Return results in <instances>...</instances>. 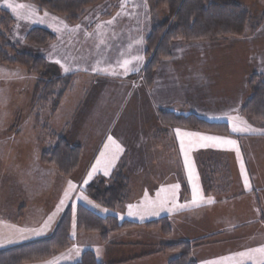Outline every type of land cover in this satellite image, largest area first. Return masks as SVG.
Returning <instances> with one entry per match:
<instances>
[{"label": "crops", "instance_id": "obj_1", "mask_svg": "<svg viewBox=\"0 0 264 264\" xmlns=\"http://www.w3.org/2000/svg\"><path fill=\"white\" fill-rule=\"evenodd\" d=\"M156 10L153 0H120L110 19L98 21L94 14L77 26L64 23L66 36L61 39L57 35V42L46 49L43 57L53 55L51 60L59 65L60 74L78 75L54 116L62 119L67 133L62 136L81 148V162L71 178L79 172V179L85 175L110 178L121 170L131 186L134 176L140 188L120 212L122 216L117 214L119 218L139 224L167 218L172 243L210 238L194 250L196 264L209 261L206 250L213 252L210 257L216 258L215 262L224 258L222 264L242 261L243 257L237 256L241 253L261 259L264 253L254 250L264 245L253 244L264 234V130L253 135L232 131L250 123L240 115L249 97L242 83L246 78L240 77L241 87L234 89L239 84L231 63L227 68L221 65L222 56L211 57L213 71L209 72L207 56L189 55L192 47L178 42L173 45L174 56L159 66L152 88H147L138 77L146 65V40L153 27L168 18L167 11L159 15ZM200 48V52L205 50L202 45ZM261 58H252V64L245 65L247 74L264 76ZM225 79L233 82L225 85ZM79 80L87 86L80 90L82 100L77 104L75 84ZM72 98L74 104L69 106ZM162 112L225 123L229 134L166 127L160 122ZM70 129L75 130L71 133ZM116 144L122 151H117ZM28 217L26 210L21 222L11 214L0 216V220L21 224ZM147 234L144 232L143 238L154 243L146 251L141 233L131 230L115 234L119 238L110 240L106 247L120 248L111 252L123 257L100 262H153L161 255L157 253L159 247L169 241ZM166 259L168 262L171 257Z\"/></svg>", "mask_w": 264, "mask_h": 264}, {"label": "trees", "instance_id": "obj_2", "mask_svg": "<svg viewBox=\"0 0 264 264\" xmlns=\"http://www.w3.org/2000/svg\"><path fill=\"white\" fill-rule=\"evenodd\" d=\"M3 0H0V2ZM36 6L40 12L64 19L70 26L79 25L87 14L110 2L111 10L104 13L101 20L110 19L119 0H18ZM158 7L168 10L169 17L163 24L151 30L146 40V65L138 75L147 88H152L155 73L163 61L172 58L173 45L178 42L193 43L216 41L227 38H245L254 35L264 24V12L251 15L242 5L233 0H154ZM264 2V0H262ZM15 19L5 10L0 18V66L22 69L34 75L37 83L33 92L35 106H51L56 112L67 94L74 87L75 76H62L56 65L48 63L42 56L21 53L18 46L9 42L8 35L15 25ZM27 45L48 49L57 42L56 35L42 28L31 29L25 37ZM250 96L241 114L251 124L264 125V76L254 74L249 79ZM160 122L170 128L205 132L217 135L229 134L225 123L209 122L196 115L187 117L162 112ZM261 125V126H262ZM56 144L41 156V164L52 168L64 178L72 177L77 171L81 148L71 145L64 137L55 135ZM130 181L120 170L110 178H96L85 188V194L110 213L101 215L79 205L69 208L63 214L53 233L42 240L0 250V264H33L46 261L66 252L74 245L71 237L73 227L77 233L97 234L107 245L111 234L122 233L140 227L160 229L166 237L171 234L167 218L145 224L120 219L118 211L128 199ZM24 211L22 212V214ZM24 217V214H23ZM20 215L19 220H22ZM21 222V221H19ZM210 238L193 242L167 243L159 252L175 255L168 264H196L191 256L196 248ZM76 264H103L95 254L85 251Z\"/></svg>", "mask_w": 264, "mask_h": 264}, {"label": "rangeland", "instance_id": "obj_3", "mask_svg": "<svg viewBox=\"0 0 264 264\" xmlns=\"http://www.w3.org/2000/svg\"><path fill=\"white\" fill-rule=\"evenodd\" d=\"M233 1L242 5L252 16H257L264 12V2L262 0ZM7 2L13 7H8L5 0L1 1L0 18L1 11L5 10L15 19V25L10 31L8 39L11 44L18 46L21 53L42 57L43 55H46V49L33 48L25 42L26 34L33 28H42L51 31L56 37L57 35L61 36V39L66 36L63 26L64 23L67 24V22L64 19L40 12L36 6L30 3H23L18 0H7ZM117 6L118 4H116V9ZM156 7V11H158L159 15H162L164 10L168 13L166 8L158 7L157 4ZM110 10V2H105L94 12L91 13L90 11L83 21H86L94 14L97 18L99 17L97 20L100 21L103 14ZM115 12L116 10L114 13ZM167 17H169V13ZM67 25L70 26L69 24ZM185 44L192 47V52H190L189 55L202 54L201 56H207L208 61L205 63V67L209 72L213 71L211 57L222 56L223 60H221V65L226 66L227 68H229L231 63V69L236 72V82L239 84V86L234 87V89H239V87H241L240 77H244L246 79L242 80V83L246 85L245 87L249 90L248 94L250 96L248 82L254 73H250V75L249 73L247 74L248 71L245 70V65L249 67L248 63L252 64L251 62L253 59L257 61V57H262L261 59L264 61V27L261 26L254 35L245 38H227L216 41H199ZM201 45L204 46L205 50L200 52L199 49H201ZM52 49L53 47L51 48V51ZM173 56L172 52V57ZM233 56H238L239 58L233 60L230 58ZM44 57H46L45 59L48 63L53 64L51 60L53 59V55L49 56V58L47 56ZM228 59H230V61ZM164 62L166 61L161 62V64ZM54 65L57 66L58 64L54 63ZM199 72H201V70H199ZM6 74H9L7 78L4 77ZM210 74L212 77L214 76L213 73ZM61 75H74L75 79L78 76L77 74L63 75L62 73ZM232 76L234 75L232 74ZM80 82L81 81L79 80L75 84V98L77 104L82 100L80 90L87 86L86 83L80 84ZM232 82L233 79L224 80L225 85H229ZM36 83V77L28 74L22 69L0 66V216L11 214L14 216L15 220L22 221L24 218V213L22 214V212H25L26 210L29 212V217L21 224L12 222L2 223L0 220V250L46 238V236L56 228V224H58L65 211L69 208L75 210L79 205H83L101 215L110 213L84 192L85 188L96 178V175H85L79 179V172L77 177L64 178L54 169L44 167L41 164L42 154L51 150L56 144L54 138L55 135H63L65 137L67 133L65 127L62 125L61 117L54 118L56 112H53L50 105H34L33 92ZM222 91L224 92V90ZM73 99L74 98L69 102V106L74 104ZM246 101H244L241 106V116V110ZM62 115L64 116V114ZM243 118L247 120L245 117ZM261 125L262 124H257L256 126L258 127H256L254 124L252 125L249 123L245 127H233L232 131L237 134L242 133L253 135L264 130ZM234 128L237 130L234 131ZM74 130L75 129H70L71 133ZM96 168H99L98 165H96ZM89 174H91L90 171ZM102 178L108 179L109 175H105ZM131 178L133 179V184L129 187L126 204L120 211H118L120 216H122L120 212L123 213V211H125V208L130 201L129 198L133 199V197L137 195V188H140V183H137V181L135 182L134 180L135 177L132 176ZM20 215L23 217L22 220H19ZM251 227L256 228L258 226L251 225ZM132 232L141 233L142 241L147 246L145 251L151 249L150 247H153L152 245L154 242H151L152 240L149 238H146L145 240L143 238V236H145L144 232L150 233L147 235L158 234L169 241L163 242V244H175L174 242H171V239L168 240L172 236V231L168 237L164 236L160 229L154 228L149 229L146 227H140L132 230ZM114 235L115 234H111L108 237L107 241L109 244H111L110 240L114 242L119 238ZM71 237L74 240V245L69 250L60 253L49 260L33 264H76L81 259L83 253L88 250L95 254L98 261L109 262L108 260H112L115 256H118L117 259L119 260L124 255L117 253L113 254L111 251L120 248H114V250L108 249L97 234L77 233L75 227H73ZM256 242L257 243L253 244L254 246L264 245V234L263 237L257 239ZM159 250L157 253L161 255L156 256V259L153 262H139L138 264H168L171 259L176 257L170 253L159 252ZM206 251L207 258H210L209 261L206 263L200 262L199 264L224 263L222 262V259L224 258H219L220 261L215 262L216 258L210 257L213 252L210 250ZM254 255L257 256L255 252ZM169 257H171V259L167 262L166 258L169 259ZM242 257H238L242 258V261L234 262L235 259H233V262H229L228 264H264V256H262L261 259L260 257L254 256ZM191 261L194 262L193 256H191Z\"/></svg>", "mask_w": 264, "mask_h": 264}, {"label": "snow or ice", "instance_id": "obj_4", "mask_svg": "<svg viewBox=\"0 0 264 264\" xmlns=\"http://www.w3.org/2000/svg\"><path fill=\"white\" fill-rule=\"evenodd\" d=\"M5 3L7 4L8 7H13L10 3L7 2V0H5ZM20 7H24V6H20ZM125 63H127V62H125ZM235 130H237V129L234 128V131ZM184 135H191V134H184ZM109 139H110V143L115 144V141H112L111 138H109ZM203 139H216L220 143H224V144H234L235 143L234 141H231V140H219V138H208V137H205ZM181 143L183 144V141ZM115 146H116L117 151H122V148H120V146L118 144H116ZM186 163H187V159H186ZM93 171H95V169H93ZM254 251H259V252L264 253V248L256 249ZM240 255L241 256H246V255H248V253H241Z\"/></svg>", "mask_w": 264, "mask_h": 264}]
</instances>
